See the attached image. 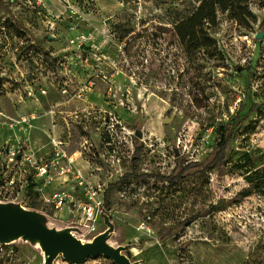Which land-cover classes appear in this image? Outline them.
Wrapping results in <instances>:
<instances>
[{
	"label": "rangeland",
	"instance_id": "rangeland-1",
	"mask_svg": "<svg viewBox=\"0 0 264 264\" xmlns=\"http://www.w3.org/2000/svg\"><path fill=\"white\" fill-rule=\"evenodd\" d=\"M200 1L0 0V122L9 127L3 113L16 114L20 98L36 100L43 111L59 100L55 93L48 98L39 94L49 75L57 81L75 80L70 92L84 86L92 61L79 57L70 39L78 30L110 35V55L119 54V44L124 50L120 71L111 77L117 97L109 96L107 85L99 81L84 98L60 108L68 111L66 119H54L60 137L70 139V151L89 130L107 127L114 129L116 150L124 146L118 141L127 144L129 135L136 149L143 146L137 174L146 176L111 191L106 212L113 231L107 241L142 264H264V193L253 186L264 178V0H251L256 21L249 27L219 14V27L212 32L224 58L219 63L203 52L187 55L173 30V23L189 17ZM70 7L77 10L76 21ZM58 59L69 65L62 76L50 73ZM122 93L124 105L118 98ZM253 105L260 110L251 112ZM107 111L118 119L109 124ZM165 116L172 119L164 122ZM230 121L234 136L225 160L212 166L220 138L217 128ZM42 130L35 134L47 144L48 151L42 150L47 154L51 146ZM103 170L101 184L107 190L110 174L106 166ZM11 173V168L0 169L1 203L22 205L50 228L72 227L86 242L107 229L102 220L93 231L73 224V216L63 220L42 198L35 200L28 183L24 188L19 181L9 185ZM118 177L114 174V181ZM45 260L38 241L0 243V264ZM54 264L74 263L60 255ZM82 264L116 263L98 255Z\"/></svg>",
	"mask_w": 264,
	"mask_h": 264
},
{
	"label": "built area",
	"instance_id": "built-area-1",
	"mask_svg": "<svg viewBox=\"0 0 264 264\" xmlns=\"http://www.w3.org/2000/svg\"><path fill=\"white\" fill-rule=\"evenodd\" d=\"M76 12L77 10L69 8V13L75 21L79 18L74 15ZM74 25L76 27L77 24ZM111 42L110 35L98 34L94 30H78L72 36L70 43L76 54L82 59L92 61L88 64L92 69L90 78L84 86H78L70 92V87L76 84L75 80L69 78L57 81L53 80L50 75L47 76V83L40 88L39 94L46 96L52 92L58 94L60 99L51 103L49 109H46L43 114L35 111L32 114L9 119L11 129H23L27 135L19 138L15 144L5 143L3 147L5 159L0 164V169L2 168L3 171L8 168L12 170L7 179L9 185L13 186L19 181L21 182L20 188H24L26 183H34V192L49 204L54 212L59 213L63 220H65V215L68 216L67 219L73 216L75 219L71 221L73 224L89 231L96 230L101 220L105 223L104 213L109 216L106 212L107 190L101 184L102 175L100 173L103 174V166L108 168L109 183L117 182L125 174L132 172L134 156L132 157L131 151L134 155L136 152L132 143L133 137L131 135L126 137L127 144L118 141L119 144L124 145L118 151L115 146L114 129L107 127L98 132L99 130L88 131V128H84L88 133L82 137L80 146L70 151L68 149L70 139L63 140L60 137L54 119L55 116L66 119L68 111L60 108L67 106L74 99L84 98L87 91L97 88L99 81L107 85L109 96L117 97L118 90L111 77L120 71V55L124 53V50L119 44V54L115 57L111 56L109 52ZM61 60L58 59L53 64V70L50 69L51 74L62 76L69 69V65ZM30 94L34 95L33 92ZM124 96L126 94L122 93V96L118 97L121 105L125 104ZM72 113L79 117L77 111ZM106 114V121L109 124L118 119L113 111H107ZM43 115L52 119L50 128L45 129L51 149L49 153L39 156L32 146L29 132L34 128L33 121ZM90 115H92L91 112H89ZM127 168H129L128 171L124 172ZM14 170H16L15 174H19L22 178L16 179V175L13 174ZM114 174L119 175L115 181Z\"/></svg>",
	"mask_w": 264,
	"mask_h": 264
},
{
	"label": "trees",
	"instance_id": "trees-1",
	"mask_svg": "<svg viewBox=\"0 0 264 264\" xmlns=\"http://www.w3.org/2000/svg\"><path fill=\"white\" fill-rule=\"evenodd\" d=\"M220 13L228 14L232 20L243 27H249L252 22L256 21V15L251 9V0H201L199 6L189 17L173 23L174 33L187 55L203 52L211 60L217 61V63L224 59L219 43L212 35V32L219 27ZM260 108V105H253L250 111L257 112ZM217 129L220 138L216 156L211 162L212 166L220 165L225 160L228 144L234 136V123L230 121L220 124ZM142 152L143 146L139 145L133 158V171L125 174L119 181L109 185L106 192L107 205L110 203V194L114 187L130 179L146 176V174H137ZM195 165H198V162ZM163 178L171 182L176 181L175 178L170 176H164ZM27 185L29 193L34 194L35 200H40L39 195L34 192V183L29 182ZM253 186L256 191L264 193V178H258ZM216 209L220 210L222 207L219 206Z\"/></svg>",
	"mask_w": 264,
	"mask_h": 264
},
{
	"label": "water",
	"instance_id": "water-1",
	"mask_svg": "<svg viewBox=\"0 0 264 264\" xmlns=\"http://www.w3.org/2000/svg\"><path fill=\"white\" fill-rule=\"evenodd\" d=\"M261 37V35L258 36V38ZM171 119L172 118L169 116H165L163 121L168 122ZM136 135L141 137V131H138ZM247 193L248 192H244V195ZM8 206L12 211L10 216L2 214L0 210V236L15 234L39 239L42 242V250L46 256L48 255L46 264H54V260L60 255H63L66 260L74 264H82L89 257H95L98 255L110 257L116 264H142L131 261L129 257L123 253L121 248L114 247L107 241L109 234L113 231V224L110 217L105 213L103 216L107 229L104 231L103 236L95 237L93 243H87L84 245L79 237L68 232L59 233L55 231V228L48 227L39 216L34 215L31 211H28L31 219L38 218L40 222H36L35 220L20 221L17 215L18 207L20 205H17L15 208H12L10 205ZM68 229H72V227H69Z\"/></svg>",
	"mask_w": 264,
	"mask_h": 264
},
{
	"label": "crops",
	"instance_id": "crops-1",
	"mask_svg": "<svg viewBox=\"0 0 264 264\" xmlns=\"http://www.w3.org/2000/svg\"><path fill=\"white\" fill-rule=\"evenodd\" d=\"M51 93L49 94V96L51 95ZM45 97L48 98L47 95ZM26 98L18 99V101H17L18 106L17 107L15 106L17 108V111H15L16 114L9 115V114L3 113V116L6 115L5 117L7 119H11V118H19L20 116H22L24 114H32L33 111H39V112H43V113L46 112V111H43L44 109L41 110L38 107L39 103L36 100H31L29 97H26ZM48 119L49 118L47 116L43 115L41 118L34 120L33 121L34 128L29 132L30 137H31L32 146L39 156L45 155L42 153V150L46 147L47 144L46 143L42 144L40 142L41 141L40 137L39 136L36 137L37 135L35 134V132L41 131L42 129H44V132H45V129L47 128L46 124H48ZM26 135H27V133H25V131L23 129L17 128L16 130H13V129L5 126L3 124V122H0V162H2L5 159V154H4V149H3L5 143L10 142L12 144H15L19 138H21L22 136H26Z\"/></svg>",
	"mask_w": 264,
	"mask_h": 264
},
{
	"label": "bare ground",
	"instance_id": "bare-ground-1",
	"mask_svg": "<svg viewBox=\"0 0 264 264\" xmlns=\"http://www.w3.org/2000/svg\"><path fill=\"white\" fill-rule=\"evenodd\" d=\"M0 210H1L2 214L9 215V216L12 214V211H11L10 207L8 205H6V204L1 203V202H0ZM17 215H18V218H19L20 221H32V220H35L36 222H40L38 218L31 219V216L28 213V210L25 207H23L22 205H20L18 207ZM55 231H57L59 233L68 232V233L73 234L74 236H76L75 233L71 229H68V228L62 229V230L56 229ZM103 234H104V232H100L99 234H97L96 238L103 236ZM22 237L30 238L31 240H37L38 243H39V246L42 248V242L39 239L30 237V236H25V235H15V234L2 235V236H0V243L8 244V243L14 242L17 239L22 238ZM80 240H81V242L84 245L87 244V243H93L94 242V239H92L91 241H87V242L83 241L82 239H80ZM110 247H111V245H110ZM47 257H48V255L46 256L45 262H47Z\"/></svg>",
	"mask_w": 264,
	"mask_h": 264
}]
</instances>
